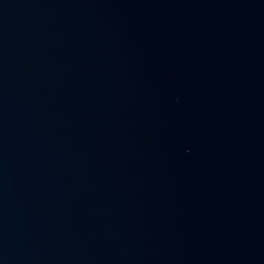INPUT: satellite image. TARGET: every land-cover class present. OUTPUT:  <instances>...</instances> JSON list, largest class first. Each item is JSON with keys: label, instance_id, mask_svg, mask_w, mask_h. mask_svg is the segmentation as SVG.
<instances>
[{"label": "water", "instance_id": "1", "mask_svg": "<svg viewBox=\"0 0 264 264\" xmlns=\"http://www.w3.org/2000/svg\"><path fill=\"white\" fill-rule=\"evenodd\" d=\"M0 264H264V0H0Z\"/></svg>", "mask_w": 264, "mask_h": 264}]
</instances>
